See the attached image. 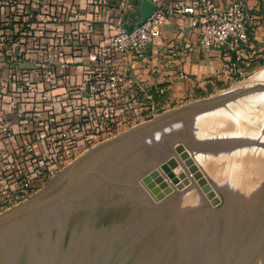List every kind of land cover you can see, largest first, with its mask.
Returning a JSON list of instances; mask_svg holds the SVG:
<instances>
[{"label": "rangeland", "instance_id": "374dc122", "mask_svg": "<svg viewBox=\"0 0 264 264\" xmlns=\"http://www.w3.org/2000/svg\"><path fill=\"white\" fill-rule=\"evenodd\" d=\"M253 78L258 86L199 116L186 136L176 127L101 153L62 199L0 228V264H264V66L156 125Z\"/></svg>", "mask_w": 264, "mask_h": 264}, {"label": "built area", "instance_id": "2783aa9c", "mask_svg": "<svg viewBox=\"0 0 264 264\" xmlns=\"http://www.w3.org/2000/svg\"><path fill=\"white\" fill-rule=\"evenodd\" d=\"M91 1L93 4H101V0ZM102 1L104 5L108 3V0ZM131 1L121 0L119 8L114 6L111 8L120 10L114 22L116 32L109 35L102 31L101 43L96 47L95 64L87 80L75 88L72 96L64 100L69 110L60 112L62 116L60 127L52 128L44 136L46 149L39 154L38 161L29 144L15 150V155L24 156L30 162L35 160L37 165L19 180L18 188L6 208L2 204L3 196L0 195V216L31 198L33 185L47 177V169L57 162L65 144H74L79 133L84 134L83 137L91 136L93 139L111 134L109 121L113 106L111 96L123 86L126 76L108 69V66H112L117 59L129 58L132 61L129 67L133 69L137 61L147 57L149 50L151 56H161L167 65L175 60L176 52L161 53L158 48H150L153 41L160 36L162 23L175 13L174 10L162 5L160 0H138L140 3L142 1L150 3L154 10L145 20L133 24L132 30L128 31L123 12ZM71 4L67 8L60 0H0V66L5 72L4 78L0 79V97L9 87L15 86L14 92L10 91L8 95V105L26 129L32 125V120L19 106L20 97L26 95L27 98L35 93L37 85H40L43 87L40 102L48 108H53L55 100L49 96V90L66 75L72 63V54L65 53L62 48L66 46L65 44L69 46L71 42V35L65 28L71 25L85 47H93L88 40L90 25L84 19L81 7L78 4ZM175 10L181 19L186 21L187 26L195 31L198 49L225 48L227 58L248 42L249 34L253 31L251 24L253 18L249 15L246 2L243 0L232 1L223 7L216 6L209 0H197L193 6L178 1ZM23 64H26L27 68L21 71L20 67ZM222 75L240 78L243 76V67L236 61L228 60L222 69ZM179 76L184 78L182 73H179ZM157 95H164V90L157 89ZM97 97L104 102L100 109L95 112L83 108L74 120L72 114L75 115V105L95 102ZM158 116L160 115L155 114L153 119ZM70 123L72 129L63 127ZM11 137V125L2 118L0 140L5 142ZM5 179H8V176L3 172L0 174V184Z\"/></svg>", "mask_w": 264, "mask_h": 264}, {"label": "crops", "instance_id": "0c3cea01", "mask_svg": "<svg viewBox=\"0 0 264 264\" xmlns=\"http://www.w3.org/2000/svg\"><path fill=\"white\" fill-rule=\"evenodd\" d=\"M60 1L67 8L72 5L71 3L81 7L84 19L90 25L88 40L93 47L86 48L77 35V31L75 33L71 25L65 28V31L71 35V42L69 46L65 44L66 46L62 48L65 53L72 54V63L66 75L49 90V96L55 100L53 108H48L40 102L41 91H43V87L40 85H37L35 93L27 98L26 95L20 97L19 106L32 120V125L28 129L13 114L8 105V95L10 91L14 92L15 86L9 87L8 91L0 97V120L4 118L12 128V137L5 142L0 140V174L5 172L8 176V179L3 180L0 184V195L3 196L4 208L10 204L11 196L15 194L19 180L29 174L34 165H37L35 160L30 162L24 156L15 155V150L29 144L30 150L36 155V161H38L39 154L46 149L43 141L44 136L52 128L60 127L62 120L60 112L69 110L64 100L72 96L75 88L87 80L86 78L95 64L96 47L101 43L102 31L109 35L116 32L114 22L116 16L120 14V10L111 8L113 6L119 8L121 0H108L106 5L102 0L101 4H93L91 0ZM178 1H184L187 6H193L197 2V0H160L162 5L173 9L175 13L162 23L160 36L150 46V48H158L161 53L176 52L177 56L173 63L165 64L161 56H151L149 50L147 57L137 61L133 69L129 67L132 63L129 58L117 59L112 66H108V69L126 76L123 86L111 96L113 105L109 119L111 134L93 139L91 136L83 137L84 134L79 133L74 144H65L58 155L57 162L47 169V177L33 185L32 194L37 193L50 179L51 182L67 164L72 160L75 161L82 152L112 136L122 134L123 130L129 131L143 125V122L152 119L159 112L172 111L175 107L183 104L184 100L196 96V94H204L215 85H222L221 82L236 80V77L222 75V69L228 60L236 61L239 66L243 67V77L255 73L264 66V0H243L246 2L249 15L253 18L251 23L253 31L249 34L248 42L236 53H231L229 59L225 56V48L207 50L197 48L195 31L187 26L186 21L181 19L175 10ZM209 1L216 6L223 7L235 0ZM123 15L126 25L131 26L141 21L144 11H142L140 3H135L132 0ZM26 68V64L20 67L21 71ZM179 73L184 74V78H181ZM4 74V69L0 66V79L4 78ZM160 88L164 90L162 96L157 95V89ZM96 99L97 101L86 102L84 105L75 103V115L71 113L74 120L83 108L97 112L104 102H101L98 97ZM63 127L73 128L71 123L65 124ZM68 144H70L69 141Z\"/></svg>", "mask_w": 264, "mask_h": 264}, {"label": "water", "instance_id": "95a60500", "mask_svg": "<svg viewBox=\"0 0 264 264\" xmlns=\"http://www.w3.org/2000/svg\"><path fill=\"white\" fill-rule=\"evenodd\" d=\"M135 3H140L138 0H133ZM142 11H144V16L141 21L145 20L147 16L154 10V7L145 1L141 3ZM126 28L128 31H131L133 25L127 26ZM193 106L188 105L183 108H189ZM175 112L170 111L167 113L162 114L159 118L153 119L150 122H147L143 125L137 126L136 128L130 129L128 132L112 139L110 141L101 143L93 148H90L87 152L77 158L66 170L65 174L63 175L62 179L53 185L52 187H48L41 192L39 195L35 196L33 199L28 201L27 203L22 204L21 206L5 213L4 215L0 216V228L7 226L8 224L20 220L21 218L31 214L32 212L41 210L46 208L47 206L51 205L54 202L59 201L62 199L69 190L80 180L83 176L87 175L90 170L88 165L93 162L95 158H97L101 153L105 152L107 149L113 148V146L118 145L119 143L127 140L132 135L137 134L142 131H147L151 126L157 124L158 120L162 118H167L169 115ZM55 179V178H54Z\"/></svg>", "mask_w": 264, "mask_h": 264}, {"label": "bare ground", "instance_id": "6f19581e", "mask_svg": "<svg viewBox=\"0 0 264 264\" xmlns=\"http://www.w3.org/2000/svg\"><path fill=\"white\" fill-rule=\"evenodd\" d=\"M255 78H253L252 79V81H250L249 83L247 82V84H245L243 87H242V89H239V88H237V89H235V90H237V92L233 89V92H229L230 94H228L227 96L226 95H224V96H217V97H215V98H213V99H210L209 101H207V102H204L203 104H206L205 106H203V107H196L197 106V104L196 105H193V106H191V108L189 109V113H187V110H186V112L185 113H187L186 115L184 114V115H176V117L173 119V120H170V121H167V122H165L164 121V123H162V124H160V125H153V126H151L147 131H142L141 133L139 132V134H135L134 136H132L131 138H129V139H127V140H125V141H123V142H121V143H119L118 145H116V146H114L113 148H111L110 149V151H109V154H112V153H114V151L116 152V151H118L124 144H126V143H128L129 141H131V139L132 138H134L135 136H137V139H138V137L140 138V137H142L143 138V142H144V140L145 139H147V138H149V139H151V138H153V137H155L156 135H161L164 131H168V130H172V132L175 130V128L176 127H179L180 129H181V132H183L182 134H183V136H186L187 134H188V131H189V129H190V124L191 123H194L195 122V119H197L199 116H201V115H206L207 113H210V112H214V111H216L217 109H219V110H221L222 108H224L225 107V104H224V102L227 100H229V98H231V97H233L236 93H239V92H242V91H245V90H249L250 88H254L255 86H258V85H256V83H257V81H256V79H257V77H256V79L254 80ZM259 86H261V87H264V84L262 85V84H260ZM222 107V108H221ZM226 107H228V104H226ZM221 108V109H220ZM223 110V109H222ZM226 110V109H225ZM221 112V111H220ZM227 113H229V111L227 112ZM204 119V118H203ZM206 119V118H205ZM194 121V122H193ZM180 125V126H179ZM177 129V128H176ZM164 133H166V132H164ZM180 133V132H179ZM181 134V133H180ZM181 134V135H182ZM182 136V137H183ZM181 137V138H182ZM164 138V137H163ZM169 138V137H168ZM175 138V137H174ZM181 138H179V141H180V139ZM136 139V140H137ZM170 139H171V137H170ZM134 140V139H133ZM138 140H140V139H138ZM148 140V139H147ZM153 141V140H152ZM168 141V140H167ZM154 142V141H153ZM159 142V141H158ZM146 143H151L150 141L149 142H146ZM160 143V142H159ZM156 144H158V143H156ZM155 144V145H156ZM137 145H139L138 143H137ZM143 145H145V142L143 143ZM154 145V144H153ZM167 145V144H166ZM140 147V146H139ZM145 148H146V146H144ZM157 147V146H156ZM169 147H171L170 146V144L169 145H167L166 146V148H165V150H167ZM129 148H131V147H129ZM158 148V147H157ZM156 148V149H157ZM162 149V148H161ZM163 150V149H162ZM108 154V155H109ZM106 156L105 158H109V156ZM120 155V154H119ZM118 156V155H117ZM115 157V156H114ZM113 157V158H114ZM116 158V157H115ZM110 159V158H109ZM66 172V171H65ZM65 172L64 173H62L59 177H57V178H55L56 180L54 181V182H51V184L49 185V187H52L53 185H56V183H58L61 179H62V177H63V175L65 174ZM95 178H99V177H95ZM147 182H149V181H147ZM57 204V203H56ZM30 225H31V223H30ZM50 225V224H49ZM21 226H23V225H21ZM13 229H14V227H13ZM10 230V229H9ZM4 232V231H3ZM20 232V231H19ZM24 235V234H23Z\"/></svg>", "mask_w": 264, "mask_h": 264}]
</instances>
